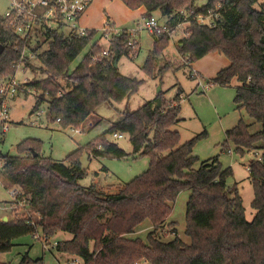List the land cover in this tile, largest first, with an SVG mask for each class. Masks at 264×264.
<instances>
[{"label":"trees","instance_id":"trees-1","mask_svg":"<svg viewBox=\"0 0 264 264\" xmlns=\"http://www.w3.org/2000/svg\"><path fill=\"white\" fill-rule=\"evenodd\" d=\"M129 9L146 10L145 18L159 13L171 28L187 23L186 37L178 42V51L189 63L211 53L226 56L230 65L212 80L220 86L237 85L235 103L261 125L251 132L243 120L226 132V142L235 152L254 151L249 173L255 198L256 215L246 219L243 199L237 186L229 187L231 168L224 169L218 158L201 163L194 149L201 136L181 144L179 132L172 128L180 121V97L175 106L161 107L149 102L133 113H127L109 134H127L137 156L151 159L149 169L109 193L99 184L83 187L86 176L81 158L124 159L126 152L117 144L100 136L86 148L67 156L66 162H55L42 156L39 139L29 138L18 145L19 155L4 156L2 173L14 186L22 189L19 200L38 214L32 219L21 216L0 218V255L10 252L15 240L41 233L53 239L58 233H69L71 240L59 241L56 251L78 257L84 264H264V11L254 8L259 0H121ZM199 15H212L213 26L200 24ZM91 29L86 37H77L62 30L48 32L43 40L31 46L20 39L0 15V82L11 78L26 47L40 63L46 79L21 87L34 88L38 96L35 110L48 101V120L63 128L81 127L105 103L123 102L138 92L141 82L122 75L115 63L131 55V37L126 31L113 36L108 56H102L101 36ZM99 36V37H98ZM156 53L171 36H156ZM48 49L42 51V44ZM79 66L71 65L85 52ZM97 57V61H93ZM31 59H26L30 66ZM59 79L73 84L61 92ZM48 93L49 99H46ZM59 93L62 95L59 96ZM161 95L158 96L160 98ZM1 105V101H0ZM5 134L0 133V139ZM229 151H232L228 148ZM190 191L186 211V235L190 244L178 236L165 241L158 232L171 216L173 204L183 191ZM16 202L11 203L13 206ZM106 220V221H105ZM145 221L154 226L147 241L128 236ZM176 234L173 224H168ZM94 244L91 250V244ZM0 264H5L0 261ZM19 264H44L27 253Z\"/></svg>","mask_w":264,"mask_h":264},{"label":"rangeland","instance_id":"rangeland-1","mask_svg":"<svg viewBox=\"0 0 264 264\" xmlns=\"http://www.w3.org/2000/svg\"><path fill=\"white\" fill-rule=\"evenodd\" d=\"M121 0H100L92 8V24L96 28L103 27L108 20L113 24L111 12H117L118 23L127 21L121 25L123 29H139L136 37L137 46L131 50V55L122 56L118 62L119 72L129 78L137 79L141 82L137 93L123 102L105 103L101 105L95 113L81 126L82 133L75 134L72 129L76 127L63 128L59 123H52L48 120V101L42 103L36 110L38 96L29 93L30 88L22 89L15 98L7 100L9 107V130L0 139V155H19L18 145L26 139H39L42 144V156L52 158L55 162H66V158L72 152L80 148H86L90 143L95 142L100 136H106L107 140L117 144L123 149L127 157L124 159L114 158H91L84 152L81 158L86 176L80 181L83 187H90L92 184H99L109 193H116L121 187L131 182L136 177L146 172L151 163L148 156H137L130 141V136L122 134V138H117L108 131L127 113H133L145 104L156 101V105L161 101L168 108L176 105V96L180 97V121L172 128V131L179 132L181 144L201 136L194 153L199 157L201 163L211 158H218L224 169L231 168L233 176L227 180L229 187L237 186L243 199L246 219L252 222L256 210L252 203L255 198L254 188L251 181L248 166L255 158V152L239 154L235 152L233 144L226 142V132L234 128L240 120L250 126L251 132L261 130V125L254 122L247 112L238 108L235 103L237 95V85L220 86L214 84L212 80L218 72L230 65L229 59L219 53H211L195 63H189L186 56L178 51V42L186 37L188 24L181 25L173 34L168 44L150 59L151 53L155 49L156 39L143 28L144 19L129 20L125 12L121 9ZM206 4L205 0H199L196 6L201 8ZM11 7L10 0H0V15L4 16ZM254 8L264 11V0H259ZM106 10V11H105ZM110 13V14H109ZM161 23L165 22L160 14H154ZM91 24V26H92ZM94 30V29H93ZM101 36V33H98ZM98 36V37H99ZM100 45L107 50L108 41L100 40ZM88 47L78 59L71 65V71L75 70ZM48 49V44H42V51ZM194 70L199 74L194 76ZM47 74L40 69V63L36 59L31 60L28 67L23 66L16 73L18 83H35L47 78ZM208 85V89L203 88ZM58 84L61 92L66 93L72 89L73 84L66 79H59ZM161 95L160 98L158 96ZM48 100L49 97L47 96ZM121 134V133H117ZM228 148L232 150L230 153ZM3 159L0 156V218L21 216L27 217L31 214L33 221H38V214L30 208L23 209L15 206L10 208L14 202L12 196L13 189L18 188L22 194V189L12 185L2 173ZM190 191H183L176 202L170 218L161 228L163 233L158 232L165 241H170L174 236H178L184 243L190 244L191 239L186 235V211L190 198ZM106 221V220H105ZM169 223L173 224L174 230ZM154 231V226L145 221L136 231L129 235L131 239L140 238L147 241L148 234ZM73 236L69 233H58L52 239V244L57 241L71 240ZM15 246L8 253L0 255V261L5 264H19L27 253L33 260L43 259L44 264H84L83 260L71 255L62 254L51 248L45 251L43 241L32 235H27L15 240ZM94 244H91L93 250ZM77 260V261H76ZM75 261V262H74ZM145 264V263H144Z\"/></svg>","mask_w":264,"mask_h":264},{"label":"built area","instance_id":"built-area-1","mask_svg":"<svg viewBox=\"0 0 264 264\" xmlns=\"http://www.w3.org/2000/svg\"><path fill=\"white\" fill-rule=\"evenodd\" d=\"M11 7L9 11L2 16V18L7 22L8 26L16 33V35L28 42L29 45L34 46L38 41L43 40V35L48 32H54L57 30H62L67 34L75 35L77 37H86L88 32L91 29L85 28L81 25V19L86 14L88 9L93 4L94 0H10ZM197 21L200 24H208L213 26L212 15L203 16L199 15ZM187 24V23H183ZM183 24L177 25L175 28H171L165 22L161 23L160 20L152 16L150 18L144 19V24L142 25L145 30H147L153 36L168 35L173 36L175 31ZM129 33L131 40L129 45L132 47L137 46L136 40H133L139 29H122L116 27L110 21H108L105 26L98 32L101 33V39H105L108 43L111 42L113 36H120L124 32ZM187 35V34H186ZM102 56H108L107 50H104ZM36 59L29 47H26L23 50L21 59L14 64L16 69L15 74L5 80L0 82V133L5 134L9 130V107L7 105V100L15 98L16 95L20 92V89L26 83H18L16 80V73L19 69H22L23 66H26V59ZM97 57H93V61H97ZM30 60V61H31ZM194 76H198L197 72L194 71ZM203 86V83L200 84ZM203 88L208 89L207 86ZM29 93H34L40 95L34 88H30ZM62 94L59 93V96ZM48 93H46V97ZM60 123V120H58ZM72 132L75 134L82 133L81 127H76L72 129ZM117 138H122V134H114ZM230 153L232 151H229ZM249 170V166L247 167ZM21 192L18 188L13 189L12 196L14 198L15 206L22 207L26 209V202L19 200ZM10 208H15L10 206ZM27 218L32 219V224L35 225L36 221H33L31 214H27ZM37 239L43 241V248L45 251L50 250L51 248H56L59 244V241L52 244V239H49L43 236L41 233L35 235ZM77 261V260H76ZM75 262V261H74ZM144 264V263H143ZM146 264V263H145Z\"/></svg>","mask_w":264,"mask_h":264},{"label":"crops","instance_id":"crops-1","mask_svg":"<svg viewBox=\"0 0 264 264\" xmlns=\"http://www.w3.org/2000/svg\"><path fill=\"white\" fill-rule=\"evenodd\" d=\"M100 0H94L93 4L91 5V7L88 9V11L86 12V14L83 16V18L81 19V25L85 28H88V29H94V30H97V31H100L104 26L105 24L109 21H107L106 23L103 24V27L101 28H96L95 26H93L92 24V8H94L96 6V4H98ZM122 2V1H120ZM120 7L121 9L125 12L126 16L130 17L129 20H138L140 17H142L143 19H145V13H146V10L144 8H141L139 10H136V11H133L131 9H129L123 2L120 3ZM106 11V10H105ZM110 14V13H109ZM156 14H159V13H156ZM111 17H112V22L113 24L118 27V28H122L123 26L121 25H124L126 23H128L127 21H123V23H118L115 21V19H118L119 18V14L117 12H111ZM92 24V26H91ZM127 25V24H126ZM123 29V28H122ZM196 71V70H194ZM197 72V71H196ZM199 73L197 72V75ZM209 88V87H208Z\"/></svg>","mask_w":264,"mask_h":264},{"label":"water","instance_id":"water-1","mask_svg":"<svg viewBox=\"0 0 264 264\" xmlns=\"http://www.w3.org/2000/svg\"><path fill=\"white\" fill-rule=\"evenodd\" d=\"M5 51V47L3 45L0 44V54L3 53ZM115 67L118 68V63H115ZM158 107H161V101L158 102ZM2 221L4 222H8V218L5 217L4 219H2Z\"/></svg>","mask_w":264,"mask_h":264}]
</instances>
